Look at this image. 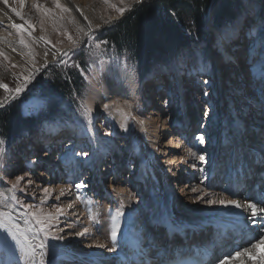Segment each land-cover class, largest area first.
I'll return each mask as SVG.
<instances>
[{
  "label": "rangeland",
  "instance_id": "rangeland-1",
  "mask_svg": "<svg viewBox=\"0 0 264 264\" xmlns=\"http://www.w3.org/2000/svg\"><path fill=\"white\" fill-rule=\"evenodd\" d=\"M144 1L146 0H142L141 3ZM262 1V4H258V2L254 3L255 0L244 2V16H239L235 23L233 22L232 25L229 24L222 28L227 37L226 44H223L219 38L210 40L209 32L205 27V36L202 39L196 40L194 47L191 46L190 48H193L189 54L191 56L190 58L186 60L181 59L173 63L171 69L165 71L154 70V73L150 75L145 74L142 68L136 63L131 64L128 62L127 55L117 52L114 50V47H110L108 44H101L99 48L96 47L97 43L103 41L100 35L101 31L112 26L115 21L123 18L126 12L135 9V6L137 7L141 3H136V0H73L76 7L80 9V13L95 31L90 37H84L83 26L76 21L69 11H63L62 9L66 7L60 5L59 2L56 0H31L25 10L22 9L19 11L23 17V19H19L38 37L46 41L49 46H53L55 49L68 47L73 50L61 60L64 63L59 61L60 65L54 64L53 62L45 65L42 62L46 57V52H39L32 41L29 40L30 37L26 32L20 30L19 34H17V30L10 26L0 27L4 29V32L0 31V41L26 55L30 63H32L34 77L31 80L32 86L28 92H24L21 97L16 96V99H13V95L16 93L15 89L18 86L22 87L31 77V74H28L25 70H21L13 61L8 51L0 45V84H5L8 88L7 91L4 88H0V109H7L13 102L18 101L20 106L22 105L23 112L32 117L31 125L35 129L31 133L21 136L20 142L16 139L14 143L9 142L0 133V140L4 141L0 145V148L4 149L3 154H0V165H2L0 167V191L11 189L18 176L24 177L14 193L16 197L23 201V206L12 199L13 193L5 191L6 198L0 199V211L12 217L13 210H24L26 216H29L30 219L42 217V222L46 223L45 227L50 228L51 226L48 224L53 220L56 221L59 219L57 209H61L59 205L51 200L53 198L51 193L55 194L54 189L58 185H62L66 190L73 188V195L75 194V198H64L62 200V206L69 207V202L74 199L75 201L80 200L76 198L79 195L81 197L86 196V198H92L99 213L106 208L105 202L107 201L95 194V190L100 185L96 182H91L94 177L90 175L89 171H82L84 169L82 165L76 164L74 161L66 169L64 168L65 166H62V162L67 158L69 152L72 155L75 151L82 149L86 151L87 149L90 150V144L87 142V139L90 135L88 133H90L91 126L88 120L89 118H85L82 115L84 109L87 108L85 101L86 92L89 89L85 78L89 74V71L93 67L98 66L100 61L104 59L110 61L109 63L114 67L122 66L125 63L126 65L128 64L127 67L139 82V96L147 100L148 107L146 108H149L144 109L138 101L135 109L137 110L136 112L149 115L155 109V104L156 106H160L157 110H162L163 114H165V122L163 125L166 130L168 127L171 129L175 124H182L183 121L181 117L182 102L178 95L180 90L179 81L186 87L184 88V93L186 94L184 96L185 100L190 101L191 96H194L197 106L192 105L191 107L190 103V105H187L190 108L188 109L189 117L193 121L192 129L186 130L189 133L186 135H184V132H180L179 128H176L173 132H180L178 137L184 142L182 147H185V155H189L191 152L197 154L194 157V163L196 164V168H198L197 174L199 176L192 180L196 184L195 187L199 186L200 189L206 187V183L203 182H207L206 175L209 174L208 171L211 166L218 168L220 165L224 166L226 161L230 163L229 154H231L230 150H232V147L236 151L234 155H239L242 154L240 149L242 145H246L247 149L255 147L258 144H263L262 140H264V137L261 138L253 130L255 124L259 126L264 125V107H262L264 106V0ZM212 2L213 0H211ZM248 7L250 8L248 9ZM120 9H123V14L119 11ZM209 12L210 8L205 12L206 17L204 15V19L207 18ZM240 13H242V7ZM241 20L242 22H240ZM29 25L32 27H29ZM236 26L237 29L235 30ZM98 28L99 30L96 31ZM222 30L220 29V31ZM189 34H191V39L194 38L191 32ZM69 37H71V40ZM83 45L85 56L84 58H80L84 63V67L78 65V70L75 69L79 71L82 80H76L78 82L76 86L73 84L74 87L82 90L81 94L77 95L72 93L71 97L64 96L58 98L56 96H47V98L43 93H38L34 88V83L36 78L41 77L40 74L42 71L46 70V66L52 63L57 68L63 66L70 57L74 56L75 51L80 50ZM238 51L242 55H237L244 61L248 74H238L236 73V67H231L234 65L231 54ZM214 56H217L220 62L231 67V72L226 75V79H228L223 81V83L216 80L217 70L215 69L217 65L212 60ZM76 59L77 57H74L69 61L70 63L67 62L69 67L71 66L73 68L77 62H80L79 60L76 61ZM64 76L66 77L67 75L64 74ZM177 76L182 77L184 80H178ZM205 80L209 81V83L205 84ZM232 81H235V83ZM148 85L152 86L151 90H148ZM205 92L208 94L205 95ZM154 97L157 98L156 102V98ZM49 103H55L58 106V111L48 114L46 107L49 106ZM205 112L208 113L207 116L204 115ZM115 118L116 116L111 111L106 110H102L101 114L92 118V127L95 128V134L100 146L99 151L101 156L99 163L103 166L105 172L103 174L104 176H102V181L105 185L110 184L116 187L120 185L125 190H128V192L130 191V201L137 202L136 206L140 208L144 196L129 182L131 180L129 174L136 168V160L134 157L130 158L128 141L126 137L121 135L119 124ZM77 121L81 124L80 129L76 127ZM161 122L163 120L156 119V126H159ZM258 133H260L259 130ZM262 133L264 135V131ZM197 135H204L206 142L200 144L195 139ZM74 136L76 137L74 138ZM223 140H225L224 143ZM19 143L23 146L19 147L17 145ZM32 143H35V145ZM33 147L41 150L37 156L33 153ZM116 147L120 149V153L122 152L121 157ZM155 149L159 150V145H156ZM115 156H119L116 162L122 165L123 168L120 172V177H118L120 180L113 183L111 181L114 180L112 179V162ZM199 156H204L205 162H201L198 159ZM83 159V157L74 158L75 161H81ZM46 161L54 162V165L53 163L52 165L46 164L47 167L45 168L44 162ZM19 162L22 165L14 169V166L16 167V164H19ZM232 167L233 169L235 168V166ZM41 172L46 174L47 177L44 179L40 178ZM25 173L28 174L25 175ZM57 174L62 176H57ZM88 175L90 177L89 181H86L88 187L81 190L73 187V182L85 181ZM29 179L33 180L34 183L28 185L26 190L22 191ZM95 180L98 181L97 179ZM212 180L210 179V182ZM38 181L40 186H36L35 184ZM132 183L137 182L132 178ZM43 189H47V192L43 191ZM201 193L202 190L198 194H193L194 196L187 195L182 202L186 199L189 200L188 202H194L195 198L200 196ZM141 223H145V219ZM95 224L93 223L96 227L97 225ZM64 225L66 224L62 222L56 224L54 227L61 229ZM146 229L148 230V228ZM104 234L105 232L101 238L109 241L108 234ZM65 236H68L67 231L61 235V237ZM32 237L35 238V236ZM257 242V240L250 242L248 246H253ZM220 252L222 251L220 250ZM223 254L220 253L219 257L221 258ZM212 257L209 258L210 262L208 264H214L216 262ZM1 258H4V254L2 253Z\"/></svg>",
  "mask_w": 264,
  "mask_h": 264
},
{
  "label": "bare ground",
  "instance_id": "bare-ground-1",
  "mask_svg": "<svg viewBox=\"0 0 264 264\" xmlns=\"http://www.w3.org/2000/svg\"><path fill=\"white\" fill-rule=\"evenodd\" d=\"M30 1L31 0H24V4L22 5L20 3V0H8V4L5 5L3 3V0H0V27H12L13 23L21 25V31L26 32L29 35V40L32 41L38 51L41 53H47V56L42 62L43 64L46 65L51 62H59L66 56L64 55V53L68 54L73 49H69L68 47L55 49L53 46H49L46 41L38 37L12 11V9H15L17 12L22 9L25 10ZM56 1L59 2V4L63 7L68 8L69 12L73 15L76 21L83 26L84 37H90L94 34V28H92L88 24L80 11L76 10L77 7L74 4L73 0ZM257 2L258 4H260L263 1L255 0L254 3ZM249 8L250 7H248V9ZM210 14L211 13L209 12L205 21V27L209 32L211 38L210 40H216L219 38L223 44H226V34L222 29V31H220V29H217L212 25L211 20L209 19L211 17ZM240 22H242V20ZM236 29L237 27L235 28V30ZM0 31L4 32V29L0 28ZM0 45H2L8 51L13 61L21 70H25L28 74H31V77L22 86V90L19 93H15L13 95V99H16V96L21 97L22 93L28 92V90L32 86L31 80H33L34 78L32 73V63H30L29 59L22 52L2 43L1 41ZM54 53L55 56H53ZM237 54H239V51L231 54L234 63V65H232L231 67H236V73L238 74H248L247 67L244 61H242L239 56L242 54ZM218 59L219 58L217 56H214L212 59L217 65V68L215 69L217 70L215 77L217 81L223 83V81L228 79H226V75L231 72V67L229 65L227 66L223 62H220ZM109 62L110 61L105 59L100 61L98 66L93 67L85 78L89 86V89L86 92L87 94L85 104L87 108L92 109V112L88 114V120L91 127L90 133H88L90 135L87 139V142H89L90 144V150L87 149V151L90 153V158L87 159L86 163L81 164L82 168H84L82 169V171H89L90 175H93L94 178L93 180H91V182H96L100 185V187L95 190V194L98 195L101 199H105V201H107L105 202L106 208L99 213L93 203V199L86 198V196H83L82 199L78 201H75V199L71 201L72 208H69L68 206H62V200L64 198H75V194L73 195V188L69 187L70 189L66 190L62 185H58L54 189L55 194L51 193V195H53V198H51V200L59 205L61 209L57 213L59 219L56 221L53 220L48 224L51 226L50 228L45 227L46 223L42 222V217L36 218L32 216L35 219H30L29 216H26L24 210H13V220L20 224L21 229L25 230V234L32 240V242L34 244H39L41 241H44V243L48 245V247L45 249L46 254L40 264H94L97 262L102 264H112V261L109 262V260L111 259L110 257H113L114 253L123 254L124 250L121 249V247H124V245L129 242V240H127V236H125L124 233H126L127 231H131L136 232L137 234H144V229L148 228L149 233L147 237L150 238L153 235L150 234V230L153 231L156 227L160 234L164 231V228H161L160 224L166 222L167 220L171 222L173 227H176L178 230L185 231L187 233L192 232L193 234H196V232L199 229H202L206 224L207 226L220 225L223 227L236 224L239 228L243 226L244 229L254 231L257 236H263L264 231H262L256 225H253L250 221L245 220V216L249 213L242 212L240 209L234 208L232 206L223 207L219 204L209 205L205 202L208 199H235L246 207V202H252L250 199L242 200L240 193L233 195L228 186L224 187L223 189L220 186H216L215 184L211 183L210 186H206L205 188L202 187L200 189L199 186V188L195 187V182H192L195 177L199 176V174H197L198 168H196V164L194 163V156H191L190 154H184L185 147H182L184 145V142L180 137H178L180 132H184V135H186L189 134L186 130L192 129L193 121L189 117L188 109L190 108H188L187 105L191 104V107L192 105H194L195 107L197 106L196 101L194 100V96H191V100L188 98L190 101L185 100V85H183V83L179 81L180 90L178 95L182 102V124H175L174 127H172L171 129H169L168 127L166 130L165 126L163 125L165 122V114H163L162 110H157L160 108V106H156L155 104V109H151L152 112L149 113V115L139 114L136 112L137 110L135 109L137 107L136 104L138 101L140 102L141 106L144 107V109L148 106L147 100L139 96V82L135 79L132 71L127 67L128 64L126 65L125 63L122 66L114 67ZM177 77L178 80H184L180 76ZM232 82L235 83V81ZM151 87L152 86L148 85V90H151ZM156 101L157 98L155 99V102ZM104 105H108V107L105 108ZM102 110L111 111L113 115L116 116L115 119H117V122L119 124V128L122 133L121 135L126 137L128 141L130 147V158L134 157L136 160V168L134 169V171L130 172L129 177L131 178V180H129V182L131 183V185L133 184L144 196L142 198L143 200L141 202L140 208L136 206L137 202L130 201V191L128 192V190H125V188H122V186L120 185H118V187H114L110 184H103L102 176H104L103 174H105V172L103 170V166L99 163L101 156V153L99 151V140L95 134V128L93 130L92 127V118L101 114ZM140 119L144 120L143 124L139 123ZM156 119H159L161 121L163 120V122H161V124L159 125L160 128L155 124ZM122 123H126L128 125L127 131L123 130L120 127ZM76 127H78L79 129L81 128V124L79 121L76 122ZM176 128L180 129L179 133L173 132V130H176ZM253 130L255 134H259L261 138L264 137V135H262V132L264 131V125L259 126L258 124H255V126H253ZM258 130L260 133H258ZM75 137L76 136H74V138ZM224 141L225 140H223V143ZM230 141H232V139H230ZM262 141L263 144L255 145V147L252 148L246 149V145H242L240 147L242 154H237L238 156L234 155L236 151L232 147V150H230L231 154H229L230 163L237 164L243 171H249L251 177L249 182L255 179L254 181H252L253 186L250 187L251 190L257 183H263V187L261 189H253L252 192L255 195H261V191L264 190V140ZM20 144L21 143L17 145L19 147H22L23 145ZM32 144L35 145V143ZM234 144L232 145L234 146ZM156 145H159V150L155 149ZM33 150V153H35L36 156L38 155V152H41V150H37V147H33ZM116 150L121 157L122 152L120 153V149L116 147ZM111 154L113 153L111 152ZM119 156H115V159L112 162V179L114 180L111 181L113 183H116L118 180H120L118 179V177H120V172L123 168L122 165L116 162L117 157ZM71 157L72 155L69 152L67 158H65L64 162H62V166H65V169L69 164H71ZM20 163L21 162H19V164H16L17 166H14V169L22 165V163ZM44 163L45 168L47 167V165H52V163L54 165V162L46 161ZM230 171L231 170H229V172ZM12 176H14V174H12ZM46 177V174H44L43 172L40 173V178L44 179ZM132 178L135 179L137 183H132ZM89 179L90 177L88 175L85 181L88 182ZM95 179H97L98 181H96ZM215 181L216 180H214V183ZM35 184L36 186H40L39 181ZM247 188V186H244L243 189ZM193 189H197V191L194 192ZM62 190L64 191L63 196H61ZM201 190L202 193L200 194V196L195 198L194 202H188L189 200L187 199L182 202L184 197H186L187 195L194 196L195 194L200 193ZM199 197H203V199H199ZM121 205L123 206L121 207ZM117 209H120V212L123 214L116 216V220L115 222H113L112 216L116 215ZM51 218L53 219V217ZM143 219H145V223H141ZM24 221H27V224H25ZM94 221L96 222V224ZM62 222H64V224L66 225H64L61 229H57L54 227L56 224ZM93 223L97 226L95 227ZM113 223H115L117 227L116 242H113L110 238V231ZM215 227L219 228L218 226ZM85 229H87L86 232L84 231ZM66 231L68 233V236L61 237V235L63 233L65 234ZM104 232L105 234H108L107 236L109 241H105V239L103 240V238H101ZM227 232H230V229H227ZM76 233H81V235L76 236ZM209 233L210 231H208V233H199L197 236L193 235L192 237L193 240L200 241L202 240V238L207 237ZM32 236H35V238ZM20 240L21 243H23L22 237H20ZM229 240L230 239L226 240L225 243H221L222 245L216 244L215 251L212 254L206 253L204 251L206 246H202L200 250L203 251L202 254L207 256L206 264L210 262L209 258L211 256H216L220 253H224L225 255L228 253H232L233 255L235 254V252L231 248H229V245L227 244ZM233 244H238V241H234ZM141 246L146 250L149 247L147 242H143ZM12 247L16 248L18 246L13 243ZM244 247L248 248V253L243 254L235 259H229L228 264H262V260L264 259V245H261L260 247H253L248 246L247 242L246 244H242L238 251L243 253ZM220 250L222 252H220ZM1 253L4 254V258L7 259L3 248H0V258ZM224 254L221 256V258L225 256ZM22 255L23 254L21 252L16 253V257L18 259H20ZM106 256H109V258L102 262V260L105 259ZM249 256H251L252 258L249 259ZM37 260L39 261V250H37ZM20 263L24 264L23 259H20Z\"/></svg>",
  "mask_w": 264,
  "mask_h": 264
},
{
  "label": "trees",
  "instance_id": "trees-1",
  "mask_svg": "<svg viewBox=\"0 0 264 264\" xmlns=\"http://www.w3.org/2000/svg\"><path fill=\"white\" fill-rule=\"evenodd\" d=\"M245 1L249 0H213L212 3L211 0H146L101 31L100 35L114 50L125 53L128 62L136 63L145 74L151 75L154 70L171 69L173 63L191 57L188 56L193 50L190 49L191 46L194 47L196 40L205 36L204 15L208 8L212 25L222 29L235 23L244 14L242 5ZM190 32L194 36L193 40ZM83 50L84 45L59 68L52 65L53 63L50 64L52 66H46V70L42 71L41 77L36 78L34 83L38 93L58 98L71 97L72 93L80 95L82 90L73 84L76 86L77 81L82 80L76 66L84 67L80 58L85 56ZM74 57L80 62L71 68L67 62ZM54 64L60 65V62ZM46 108L48 114L58 111L55 103H49ZM31 119L32 117L23 112L18 101L13 102L7 109H0L1 136L11 143L16 139L20 142L21 136L35 130Z\"/></svg>",
  "mask_w": 264,
  "mask_h": 264
},
{
  "label": "snow or ice",
  "instance_id": "snow-or-ice-1",
  "mask_svg": "<svg viewBox=\"0 0 264 264\" xmlns=\"http://www.w3.org/2000/svg\"><path fill=\"white\" fill-rule=\"evenodd\" d=\"M142 0H136V3H141ZM3 3L5 5L8 4V0H3ZM20 3L23 5L24 0H20ZM59 7V5H57ZM63 11H69L68 8L62 9ZM77 11H80V9H76ZM13 13L19 17L20 19H23L22 15L20 12H17L15 9H12ZM121 14H123V9L119 10ZM29 27H32L29 25ZM12 28L17 30V34H19L21 30V25L12 24ZM71 40V37H69ZM23 43V41H21ZM101 44H107V41H100L97 43L96 47L99 48ZM64 55H67V53H64ZM45 56H47V53H45ZM55 56V53L53 54ZM64 63V61H61ZM78 67V66H77ZM205 84L209 83V81L205 80ZM0 88H4L5 91L8 90L7 85L5 84H0ZM22 90V87L18 86L15 89L16 93H19ZM208 93L205 92V95ZM105 108L108 107V105H104ZM264 107V106H262ZM92 112L91 108H85L84 112L82 115L85 116V118H88V114ZM205 116L208 115L207 112L204 113ZM140 124L144 123L143 119L139 120ZM120 127L127 131L128 130V125L126 123H122ZM94 130V128H93ZM195 139L200 143L204 144L206 142V137L204 135H197L195 136ZM4 143L3 140H0V145ZM4 149L0 148V154H3ZM191 156H196L197 154L195 152L190 153ZM75 157H83L84 159L81 161H74ZM90 158V153L86 150H79L75 151L72 154V157L70 158L71 161H74L76 164H83L87 162V159ZM198 159L201 162H205V157L204 156H199ZM2 167V165H0ZM28 173H25L27 175ZM24 179L23 176H18L16 178V182L12 185L11 189H6L5 191L13 193L12 199L16 202L19 203L21 206H23V201H21L18 197L15 196V189L17 186L21 183V181ZM34 183L33 180L29 179L27 183L25 184V188L22 189V191L26 190L28 185H31ZM73 187L77 190L84 189L88 187V184L84 180H80L79 182H73ZM115 187V185H114ZM5 191H0V199H5ZM43 191L47 192V189H43ZM193 191H197V189H193ZM64 195V191H61V196ZM77 199H82L81 196L77 195ZM199 199H203V197H199ZM209 205H214V204H219L223 207H229L232 206L234 208L240 209L242 212L249 213L248 215L245 216L246 221H250L253 225H256L259 227L262 231H264V199L255 201V202H246V207L239 203L235 199H229V200H212L208 199L205 201ZM123 205H121L122 207ZM69 208H72V203L69 202ZM59 212L60 209H57ZM123 213L120 212V209H117L116 215L112 216L113 222L116 220V216L122 215ZM111 215V213H110ZM25 224H27V221H24ZM42 230V229H41ZM85 232L87 229L84 230ZM76 236H80L81 233H76ZM20 237L23 238V243H21ZM110 238L113 242L117 241V227L115 223H113V226L110 231ZM257 244H254L253 247H260L261 245H264V236H259L257 237ZM15 243L18 247L13 248L12 245ZM103 246V245H101ZM48 247L44 243V241H41L39 244H34L32 240L25 234V230L21 229L20 224L18 222H15L13 218L8 215L7 213H4L0 211V248H3L5 255L7 256V259L5 258H0V264H20V259H23L24 264H40L41 261H43V258L45 256V249ZM37 250H39V261L37 260ZM111 250V249H110ZM21 252L23 255L20 259L16 257V253ZM248 253V248L244 247L243 248V253L240 251H236L235 254L233 255L232 253H228L223 258L217 257L215 264H228L229 259H235L243 254ZM252 257L249 256V259ZM262 264H264V260H262Z\"/></svg>",
  "mask_w": 264,
  "mask_h": 264
},
{
  "label": "water",
  "instance_id": "water-1",
  "mask_svg": "<svg viewBox=\"0 0 264 264\" xmlns=\"http://www.w3.org/2000/svg\"><path fill=\"white\" fill-rule=\"evenodd\" d=\"M99 30V28L98 29H96V31H98ZM92 32H93V30H92ZM95 32V31H94Z\"/></svg>",
  "mask_w": 264,
  "mask_h": 264
}]
</instances>
